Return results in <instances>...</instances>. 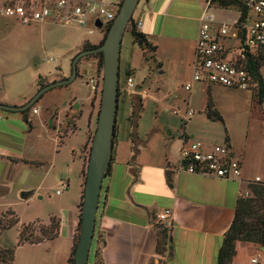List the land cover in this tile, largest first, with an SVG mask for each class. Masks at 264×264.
<instances>
[{"label":"rangeland","instance_id":"rangeland-1","mask_svg":"<svg viewBox=\"0 0 264 264\" xmlns=\"http://www.w3.org/2000/svg\"><path fill=\"white\" fill-rule=\"evenodd\" d=\"M4 1L1 0L0 4ZM93 27V23L81 27L77 23L60 25L50 22L26 27L15 19L0 16V97L33 94L39 76L48 80L61 76L68 78L73 58L81 48H86L84 42L98 45L105 35L106 28ZM90 30L93 33L90 34ZM230 44L236 46V51L229 55V58H233L236 57L238 44L234 40ZM230 44H226V47H230ZM131 47V36L125 32L120 53L121 88L129 70L127 67L125 69L124 60L130 56ZM148 66L144 65L134 80L141 84L144 76H149L141 84L143 91L149 93V98L143 101L141 111L133 120L136 124L130 130L135 142H140L139 150L144 149L145 144L148 146L140 158L152 161L153 153L163 154L169 146L168 133L177 139L187 130L190 138L192 133L187 128L188 122L174 115L173 110L184 114L191 109L195 112L192 130L200 131L202 138L217 145L225 144L227 135L233 146L245 152V167L253 178L256 175L264 176V103L254 97L255 88L250 91L211 88L214 109L220 113L223 121L208 122L203 116L207 106L204 86L195 83L190 94L181 86L159 93L156 90L160 86L157 68L154 63ZM97 72V59L88 56L81 59L77 78L69 85L44 93L33 106L39 113L34 115L31 110L28 123L23 122L17 113L0 112L6 124V136L0 135V146L44 163L42 168L34 169L13 164L10 160L15 157L12 155L0 157V217L4 216L3 219L8 221L11 217L6 212L12 211L19 220L16 227L0 235V249L14 252L13 264L67 263L72 241L65 235L38 246L17 247L18 235L23 225H31L27 232H33L34 239L40 238L39 228L48 225L52 216L60 220L62 226L66 219L68 224L70 216L76 219L80 196L82 206L91 141L101 100V94L92 97L85 82ZM98 75H102V70ZM261 75L264 80V68ZM121 95L124 94L121 92ZM91 103L94 106L91 107ZM130 103V100L120 98L116 116L118 127L127 126V131L131 123H128L129 118L126 123L125 118L133 109ZM75 125L74 133L64 137ZM193 136L196 140L200 138ZM23 141L25 145L22 147ZM170 152L175 153L174 146L170 147ZM133 153L138 156L136 151ZM66 183L68 187H65ZM102 196L101 193L100 199ZM77 234L79 236L74 232V235ZM93 258L92 246L88 264H94Z\"/></svg>","mask_w":264,"mask_h":264},{"label":"crops","instance_id":"crops-1","mask_svg":"<svg viewBox=\"0 0 264 264\" xmlns=\"http://www.w3.org/2000/svg\"><path fill=\"white\" fill-rule=\"evenodd\" d=\"M16 1L25 0H5L4 3ZM205 7L206 0H140L137 5L133 17L136 21L142 22L140 32L156 47L155 58L160 63V68L156 67L160 84L156 90L159 93L161 90L172 89L173 91L176 86L184 89V86L191 81L199 20ZM211 10L219 22L235 23L241 16L237 7L222 8L211 4ZM129 51V58L126 57L124 60L125 69L133 70L132 77L136 81V76L141 73L142 67L152 62H144L142 51L137 47L132 46ZM148 77L144 76L141 84H144ZM63 79H66V76L53 80L39 76L35 82L33 94L21 97H0V104L22 106L41 89L40 83L46 86ZM141 84L135 82V92H129L121 97L123 101H131V108L137 105L136 102L142 105L143 101L149 98V93L143 91ZM197 84L206 88L207 106L203 116L209 122L206 116L208 93L211 98V88L222 87ZM132 111L133 109L131 113ZM18 115L23 121L21 115ZM130 116L129 113L128 116L126 115V123ZM180 119L183 120L181 117ZM193 119L191 117L187 121L183 120L188 122V126L187 123L185 126L192 136L189 138L187 130L177 139L168 133L167 137L170 141H168L169 146L166 152L153 153L155 156L152 161H144L140 158L142 151L148 146L145 144L144 149L140 147L142 150H139L140 142H135L132 138L130 122H128L130 124L128 131L127 126L118 127L116 122L117 139L114 145V160L109 175L103 182V192H101L103 196L96 216L97 238L95 236L92 244L93 247L96 246L95 240L98 237L104 241L103 264H216L218 250L224 234L232 223L240 196L244 192L250 193L249 186L254 184L256 178H260L261 184H264V176L256 175L253 178L245 167V152L233 146L230 137L228 144L234 156L240 159L242 164L240 180L191 175L179 171V151L185 141H200L207 148L217 145L202 138L200 131L191 129L192 122L195 123ZM5 128L6 124L1 118L0 135L6 136ZM75 130L76 125L75 129L64 134V137L74 133ZM193 135L200 138L196 140ZM59 140L60 146L62 136ZM24 145L25 141L22 147ZM171 146H174L173 154L170 152ZM133 151L137 152V157ZM4 155L15 157L10 160L13 164H23L34 169L44 166V163L26 158L21 152L14 153L0 146V157ZM167 177L171 180V186L167 183ZM166 209L172 212L169 257L168 252L164 255L156 254V225L158 224L156 216ZM77 212L76 219L72 216L68 218V224L66 219L62 226L59 220L58 237L65 235L70 238L72 246L79 221L78 208ZM46 242L51 241L43 243ZM253 260L257 261L255 264H264V247L236 243V255L231 264H254Z\"/></svg>","mask_w":264,"mask_h":264},{"label":"built area","instance_id":"built-area-1","mask_svg":"<svg viewBox=\"0 0 264 264\" xmlns=\"http://www.w3.org/2000/svg\"><path fill=\"white\" fill-rule=\"evenodd\" d=\"M247 9L244 22H219L211 10V0H206V7L199 20L198 36L195 45V61L192 68L191 81L184 90L191 92L195 83L218 86L226 89L249 91L256 88V82L251 76L245 55L264 53V0H239ZM123 0H25L0 4V16L12 18L22 26H32L42 23L71 25L77 23L88 27L101 22L107 25L112 22ZM137 29L141 30L142 22L136 21ZM89 33H93L92 30ZM237 42L236 57L229 58L236 51L232 41ZM230 44V47H226ZM92 97L102 90V75L95 74L86 80ZM127 93L135 92L134 79L128 77L123 85ZM33 113H37L33 109ZM173 114L187 121L195 112L187 109L184 114L173 110ZM1 121V115H0ZM179 171L191 175H202L229 180H240L242 164L236 158L229 144L216 145L207 148L200 141H185L179 151ZM256 178L254 184L260 183ZM65 187H68L66 184ZM244 192L240 198L250 197ZM157 223L171 229L172 212L166 209L156 216ZM254 264L256 260L252 261Z\"/></svg>","mask_w":264,"mask_h":264},{"label":"trees","instance_id":"trees-1","mask_svg":"<svg viewBox=\"0 0 264 264\" xmlns=\"http://www.w3.org/2000/svg\"><path fill=\"white\" fill-rule=\"evenodd\" d=\"M211 4H216L217 6L222 8L237 7L241 15L238 19L239 21L238 23L244 22L247 9L245 5L241 3L239 0H211ZM111 23L112 22L106 25L105 35L102 37L98 45H91L89 42L86 41L84 42L86 44V47L97 48L100 45H102V43L106 38ZM126 32L129 33L131 36V45L139 48L142 51L144 62H152L156 64L157 68H160V63L155 58L156 47L147 39V37L143 33L140 32L139 29H137L136 20L134 19V17L127 25ZM244 55H245L246 66L257 85L255 88L256 93L254 97L257 98L259 102L264 103V80L261 75V70L264 68V53L257 55H250L249 53L245 52ZM88 57H93L97 59V71H98L97 73L101 74V70L103 68L102 54L98 53L95 55H90ZM130 76L131 77L133 76V70H128L126 72V78ZM39 86L40 88L44 87L42 83H40ZM121 92L124 95H121ZM126 94L127 92L120 87V82H119L118 102L120 98L122 96H125ZM208 97H209L208 107L206 110L207 118L210 121L222 122L223 120L220 113L217 110H215L213 107V103L211 101L209 93H208ZM32 109L33 107H31L30 109L24 112L18 113L21 115L25 123L29 122L28 113ZM141 109H142L141 103L135 105V107L133 108L131 116L129 117V121L131 125L136 124L134 123L133 120L135 118V115H137L141 111ZM5 113L14 114L11 112H5ZM74 129L75 127L72 128V130ZM116 132H117V124L115 126V136L113 140L111 165L114 160V145L117 139ZM225 143L226 144L229 143V137L227 135L225 137ZM111 165L106 173L107 175H109V172L111 170ZM167 183L169 186H171V180L169 177H167ZM249 187H250L251 197L246 199L240 198L238 200L235 207L234 218L232 220L229 229L224 234L222 244L218 250L216 257V264H231L232 259L236 255V243L238 242L264 247V184L249 186ZM81 199L82 196H80V201ZM80 201L77 206L79 211V215H78L79 221L75 229L76 230L75 232L79 233V235H80V216H81L80 207H82ZM6 214L10 216L11 219L6 221L5 219H3L4 216L0 217V235L4 231H8L16 227V225L19 223L18 218L12 211H8L6 212ZM30 226L31 225H23L20 228L17 246H21L24 244L36 245L43 243L45 241H52L56 239L59 235L60 222L56 217H50L49 224L39 228L40 231L39 233L41 235L40 238L34 239L33 232L32 233L27 232L30 229ZM156 230H157L156 254L164 255L165 253L168 252V257H169L171 253L170 228H168L164 224L158 223L156 225ZM95 236L96 235H94V238ZM78 237H79L78 234L74 235L73 237V246L70 255L68 257L67 264H74L73 257H74L76 245L79 240ZM104 244L105 243L101 237H98V239L95 240L96 246H94V258H93L94 264H103L102 249L104 247ZM13 263H14V252L12 250L0 249V264H13Z\"/></svg>","mask_w":264,"mask_h":264},{"label":"water","instance_id":"water-1","mask_svg":"<svg viewBox=\"0 0 264 264\" xmlns=\"http://www.w3.org/2000/svg\"><path fill=\"white\" fill-rule=\"evenodd\" d=\"M139 2L140 0H123L102 45L95 49L78 53L71 62V73L68 78L44 86L22 106L0 104V111L2 112H24L33 107L47 91L69 85L74 81L77 78L78 63L81 59L89 55L102 54L103 68L100 110L91 141L81 207L80 235L74 252V264H88L94 241L100 194L103 182L107 177L106 173L111 165L113 152L118 110L121 43L127 25L132 20ZM95 26L97 29H100L102 28V23L97 22Z\"/></svg>","mask_w":264,"mask_h":264},{"label":"flooded vegetation","instance_id":"flooded-vegetation-1","mask_svg":"<svg viewBox=\"0 0 264 264\" xmlns=\"http://www.w3.org/2000/svg\"><path fill=\"white\" fill-rule=\"evenodd\" d=\"M106 26L105 25H102V28H105ZM101 28V29H102ZM91 49H95V48H89V47H86V48H81L79 53L82 52V51H87V50H91ZM90 56V55H89ZM94 106L93 103H91V107Z\"/></svg>","mask_w":264,"mask_h":264}]
</instances>
